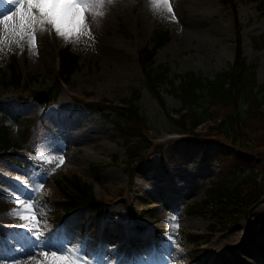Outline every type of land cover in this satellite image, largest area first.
I'll list each match as a JSON object with an SVG mask.
<instances>
[{"label": "rangeland", "instance_id": "374dc122", "mask_svg": "<svg viewBox=\"0 0 264 264\" xmlns=\"http://www.w3.org/2000/svg\"><path fill=\"white\" fill-rule=\"evenodd\" d=\"M171 3L173 13H161L152 9L150 0H104L105 6L99 9L103 15H86L94 42H85V38L78 44L65 43L46 25L49 30L37 32L35 53L26 41L22 51L15 43L0 45V75L2 71L11 72L10 59L16 51L24 79L36 90L34 93L42 95L58 76L61 47L69 44L79 54L78 65L62 81L49 105L44 104L48 98L39 99L33 94L15 102L16 110L9 111L7 122L21 151L34 152L31 156L37 158H55L56 165L50 172L18 162L0 166V198L11 202L0 201V224L15 227L4 235L0 233V264H16V258L26 254L42 260L40 253L50 254V246H54L51 251L61 247L79 249L92 264H264V199L247 216L221 226L210 215L187 210V203L203 197L224 171V154L229 147L220 141L185 148L180 145L181 135L169 128L165 107L178 106L181 100L164 80L163 106L145 80L139 55L144 43L153 42L156 29H168L170 37L159 46L154 65L168 64L177 82L178 73L186 70L214 76L232 63L240 38L247 59L257 62L258 80L264 82V43L259 47L252 41V34L264 32V6L259 0ZM3 35L0 25V38ZM135 87L140 89L137 100L150 123L135 133L154 141L172 138L176 148L165 159L160 160L156 151L130 168L124 134L108 108L93 110L83 100L74 99L108 97L121 103L123 97L133 95ZM26 91V86L0 81L2 94ZM43 114L51 128L43 126ZM30 122L27 137L24 129ZM255 160L264 161V157ZM61 171L77 172L92 182L96 195L108 204L99 211L81 207L64 211V197L54 181ZM46 195L55 201L59 217H51V211L41 203L40 197ZM17 198L35 205L41 233L54 226L59 237L37 240L34 229L24 226L32 221L10 215L18 209L14 202ZM134 207H143L142 215L136 214ZM173 216L175 222L170 220ZM173 223L179 227L174 228ZM256 243L262 247L255 251Z\"/></svg>", "mask_w": 264, "mask_h": 264}, {"label": "trees", "instance_id": "16d2710c", "mask_svg": "<svg viewBox=\"0 0 264 264\" xmlns=\"http://www.w3.org/2000/svg\"><path fill=\"white\" fill-rule=\"evenodd\" d=\"M259 4L264 6V0H259ZM169 37L168 29H156L153 42L144 43L141 46L139 55L144 67L145 80L164 107L166 103L161 92V83L164 80L169 84L168 89L180 98V105L165 107L171 124L169 128L181 133L178 138V141H182L180 145L185 148L196 143L210 144L220 141L229 147L224 154V171L207 187L203 197L189 201L186 205L189 212L210 215L214 223L220 222L221 226L226 221L233 222L247 216L253 206L264 199V161L255 160L257 156L264 157V124L262 122L264 82L258 80L257 62L247 59L240 38L236 40V53L228 68L218 70L214 76L195 70H186L178 73L180 80L177 82L176 74L171 75L168 64L154 65L159 46ZM252 41L255 46L261 47L264 43V32L252 34ZM78 58L79 54L73 51L69 44L61 47L58 76L48 86L49 98L45 101V106L51 103L62 81L67 80L68 75L78 65ZM10 69V73L2 71L0 81L5 84L26 86L29 91L17 94L0 92V166L18 162L50 172L55 168L56 160L40 158L36 162L29 153L21 151V144L14 135L12 126L7 122L9 111L16 108L14 103L28 99L36 91L30 88L27 80L24 79L25 75L17 65L16 51L12 53ZM139 95L140 89L135 87L133 95L123 97L121 103L113 102L108 97L75 98V101L83 100L93 110L104 111L108 108L109 113H112L115 124L124 134L128 153L126 162L130 168L145 158H151L152 153L156 151H159L160 160L165 159L167 154L176 148L175 140L172 138L154 141L145 135L135 133L136 130L141 131L150 125L146 113L138 103ZM206 121L209 123L202 127L201 125ZM41 122L45 128H51L45 114L41 116ZM29 127L31 122L24 129V135L27 137L30 132ZM29 149H32V145H29ZM114 156L118 157V154L115 153ZM240 164L243 165L237 170L235 166ZM2 176L0 173V180L3 179ZM54 181L63 194L64 211L80 207L87 211H99L108 204V201L96 195L92 182L84 179L77 172L67 174L61 171L54 176ZM0 201L4 204L11 203L10 200L5 201L1 198ZM40 201L45 208H48V211H51V217L61 215L55 201H50L47 195L41 196ZM143 209V207L141 209L134 207L133 211L142 215ZM13 228L15 227L8 224H0V233L4 235ZM56 237L59 235L56 228L52 226L42 232L40 239L50 240Z\"/></svg>", "mask_w": 264, "mask_h": 264}, {"label": "snow or ice", "instance_id": "6c2138e0", "mask_svg": "<svg viewBox=\"0 0 264 264\" xmlns=\"http://www.w3.org/2000/svg\"><path fill=\"white\" fill-rule=\"evenodd\" d=\"M110 2V0H109ZM5 3L14 5V10L5 14L0 10V25L3 26L4 35L0 38V45L4 43H15L23 50L27 42L30 51L35 53L37 48V32L43 33L51 26L56 34L63 38L65 43L78 44L85 39V42H94L91 29L86 22V15L91 13L93 18L103 15L102 9L104 0H0V5ZM152 9L161 13H173L171 0H150ZM175 20L174 14L171 17ZM2 50V48H0ZM60 158L59 164H63ZM18 209H14L10 215L19 216L25 221H32L25 227L34 229L33 234L37 240L42 233L38 230V219L33 203H26L24 199L17 198L14 201ZM175 222L176 217L170 218ZM178 228V223H173ZM41 252L43 259L37 264H92L79 249L61 247L55 251Z\"/></svg>", "mask_w": 264, "mask_h": 264}, {"label": "bare ground", "instance_id": "6f19581e", "mask_svg": "<svg viewBox=\"0 0 264 264\" xmlns=\"http://www.w3.org/2000/svg\"><path fill=\"white\" fill-rule=\"evenodd\" d=\"M105 6V5H104ZM0 10H6L5 14H7L9 11H12L14 10V5H11V4H8V3H5L3 5L0 6ZM107 13V12H106ZM99 18V17H98ZM220 242V241H219ZM264 242V241H263ZM257 244V248L256 249H253V250H258V249H261L260 247H262V245H258ZM220 245V244H219ZM252 250V251H253ZM178 253V252H177ZM173 254V253H172ZM171 254V255H172ZM24 255V254H23ZM35 255V254H34ZM34 255H31V254H26L24 256H20L19 258H16L15 262L16 264H37V261H41L40 258H36L34 257ZM168 260V259H167ZM179 260V259H177ZM169 261V260H168ZM12 263V262H11ZM176 264V263H175Z\"/></svg>", "mask_w": 264, "mask_h": 264}, {"label": "water", "instance_id": "95a60500", "mask_svg": "<svg viewBox=\"0 0 264 264\" xmlns=\"http://www.w3.org/2000/svg\"><path fill=\"white\" fill-rule=\"evenodd\" d=\"M42 91H43L44 95L41 94L42 92H36V93H34V95L36 97H38L39 99L48 98L49 97V91H48V89H45V90H42Z\"/></svg>", "mask_w": 264, "mask_h": 264}, {"label": "clouds", "instance_id": "9594fccd", "mask_svg": "<svg viewBox=\"0 0 264 264\" xmlns=\"http://www.w3.org/2000/svg\"><path fill=\"white\" fill-rule=\"evenodd\" d=\"M110 2H114V0H110Z\"/></svg>", "mask_w": 264, "mask_h": 264}]
</instances>
